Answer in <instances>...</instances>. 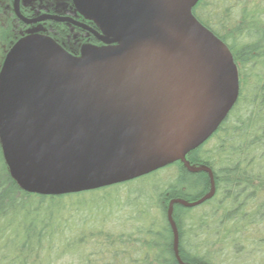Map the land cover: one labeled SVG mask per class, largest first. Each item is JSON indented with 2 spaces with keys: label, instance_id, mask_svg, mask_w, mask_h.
I'll list each match as a JSON object with an SVG mask.
<instances>
[{
  "label": "water",
  "instance_id": "water-1",
  "mask_svg": "<svg viewBox=\"0 0 264 264\" xmlns=\"http://www.w3.org/2000/svg\"><path fill=\"white\" fill-rule=\"evenodd\" d=\"M18 1L13 0L16 17ZM199 0L89 4L123 50L74 65L44 40H22L0 73V143L11 178L39 196L85 193L133 181L186 156L225 121L239 96L228 48L193 16ZM84 4V3H82ZM105 13V16H104ZM211 178V177H210ZM172 200L168 222L177 247ZM181 264V262H180Z\"/></svg>",
  "mask_w": 264,
  "mask_h": 264
},
{
  "label": "trees",
  "instance_id": "trees-1",
  "mask_svg": "<svg viewBox=\"0 0 264 264\" xmlns=\"http://www.w3.org/2000/svg\"><path fill=\"white\" fill-rule=\"evenodd\" d=\"M7 4L0 5V56L7 52L0 73L25 37ZM192 14L228 48L239 79L238 100L225 121L186 156L211 176L176 162L100 190L39 196L11 178L0 143V264H50L55 253L78 254L79 264H217L219 257L264 264V74L255 73L264 71V0H199ZM168 170L173 173L164 181L161 172ZM210 177V199L193 208L173 205L175 249L169 203L200 200L211 189ZM85 233L91 240L83 241Z\"/></svg>",
  "mask_w": 264,
  "mask_h": 264
},
{
  "label": "flooded vegetation",
  "instance_id": "flooded-vegetation-1",
  "mask_svg": "<svg viewBox=\"0 0 264 264\" xmlns=\"http://www.w3.org/2000/svg\"><path fill=\"white\" fill-rule=\"evenodd\" d=\"M100 1L108 0H19L18 11L22 18L27 21L43 19L30 24L16 17L13 0L11 11L26 36L38 35L32 40H44L60 50L74 65L84 66L95 57L102 58L112 51L123 50L121 42H104L111 39L114 32L123 30L114 31L117 27L103 20L89 5Z\"/></svg>",
  "mask_w": 264,
  "mask_h": 264
},
{
  "label": "rangeland",
  "instance_id": "rangeland-1",
  "mask_svg": "<svg viewBox=\"0 0 264 264\" xmlns=\"http://www.w3.org/2000/svg\"><path fill=\"white\" fill-rule=\"evenodd\" d=\"M7 2H8V0H0V5L2 6V7H5L6 5H8L7 4ZM1 18H2V20L1 21H3L4 23H6V18L3 16H1ZM30 39V40H32V39H36V38H38V35L37 36H34V35H25V37H24V39ZM7 52H5L4 54H3V57L5 56V54H6ZM9 53V52H8ZM2 56H0V58H1ZM2 57V58H3ZM264 71H257V72H255V73H257V74H260L262 77H263V73ZM247 80H250V81H252L251 79H250V77H248V76H246L245 77ZM173 173V171L171 170V171H162L161 172V179H164V181H168L169 180V174H172ZM158 179H160V178H158ZM158 179H156V180H158ZM159 181V180H158ZM77 217V216H76ZM76 222V221H75ZM80 226V224H79V222H76V227H79ZM70 234V233H69ZM69 234H65V236L66 235H69ZM71 235V234H70ZM84 236L85 237H83L82 239H83V241H84V239H85V241L87 240L88 241V239H90L91 240V236H90V234H88V233H85L84 234ZM89 240V241H90ZM42 255H43V253H41L40 255H39V257H36V260L38 261V263H40L41 262V257H42ZM52 257H53V259L51 260V262H50V264H70V263H73V264H79L80 263V256H78V254L76 255V254H70V255H65V254H63V253H61V254H52ZM43 260V259H42ZM235 263V262H234ZM217 264H228L227 263V260H223V258L222 257H219V260H218V262H217Z\"/></svg>",
  "mask_w": 264,
  "mask_h": 264
}]
</instances>
